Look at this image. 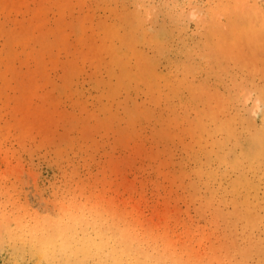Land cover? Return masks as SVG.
Returning <instances> with one entry per match:
<instances>
[{"label":"rangeland","instance_id":"374dc122","mask_svg":"<svg viewBox=\"0 0 264 264\" xmlns=\"http://www.w3.org/2000/svg\"><path fill=\"white\" fill-rule=\"evenodd\" d=\"M0 264H264V0H0Z\"/></svg>","mask_w":264,"mask_h":264}]
</instances>
